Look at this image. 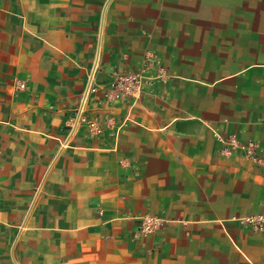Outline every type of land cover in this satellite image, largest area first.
I'll return each mask as SVG.
<instances>
[{
	"label": "crops",
	"instance_id": "1",
	"mask_svg": "<svg viewBox=\"0 0 264 264\" xmlns=\"http://www.w3.org/2000/svg\"><path fill=\"white\" fill-rule=\"evenodd\" d=\"M258 215L264 0H0V264H264Z\"/></svg>",
	"mask_w": 264,
	"mask_h": 264
},
{
	"label": "built area",
	"instance_id": "2",
	"mask_svg": "<svg viewBox=\"0 0 264 264\" xmlns=\"http://www.w3.org/2000/svg\"><path fill=\"white\" fill-rule=\"evenodd\" d=\"M145 84V76L139 73H116L110 84L105 87L103 97L109 101L116 100H133L137 101L140 99L143 93ZM19 88H23L21 85ZM97 87L91 84L87 86L86 90L82 94L81 103H85L88 96L97 92ZM97 121H87L86 128L90 133L99 132ZM72 128V127H71ZM215 139L219 142L222 147L220 152L224 155H231L236 152H241L247 159L257 161V148L258 145L254 141L240 142L236 135H221L218 133L214 134ZM245 222L253 227L254 230L264 229V216L258 215L254 217H247ZM162 221L154 217H144L140 219L139 233L147 236L155 233L161 226Z\"/></svg>",
	"mask_w": 264,
	"mask_h": 264
}]
</instances>
